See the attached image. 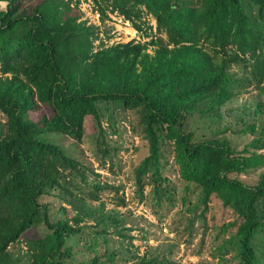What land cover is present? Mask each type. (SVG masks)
<instances>
[{"label":"trees","instance_id":"1","mask_svg":"<svg viewBox=\"0 0 264 264\" xmlns=\"http://www.w3.org/2000/svg\"><path fill=\"white\" fill-rule=\"evenodd\" d=\"M0 1H6L5 8L0 4V110L6 119L0 121V264H66L72 235L94 249L79 264H109L113 259V252L97 246L96 237L106 233L99 228L102 220L80 224L79 216L96 215L94 211L82 206L69 216L68 208L60 205L64 216L53 220L52 204L42 200L56 193L75 206V197L100 200L101 192L111 188L118 203L125 204L117 187L90 182L81 162L47 138L58 132L81 141L86 117L98 122L102 101L143 114L149 150L136 168L141 197L146 184L152 185L159 202L167 197L162 144L172 141L180 176L201 190L199 215L205 220L211 196H218L237 215L223 228H236L226 248L235 247L239 264H260L264 171L255 184L230 174L264 168V128L238 152L215 131L198 137L189 125L194 112L219 117L247 90L251 76L236 78L233 65L251 64L257 85L264 81V0H93L103 19L117 12L147 35L151 32L143 15L156 21V34L149 41L110 45L81 18L80 0ZM149 45L154 53L148 52ZM246 101L242 107L247 117L236 122L242 132L255 133L263 104ZM109 154L106 148L103 156ZM73 171L91 185L87 192L72 187ZM111 219L118 228L121 217ZM34 227L41 235L30 243L31 259L20 261L10 246ZM145 254L131 264H175L170 254Z\"/></svg>","mask_w":264,"mask_h":264},{"label":"rangeland","instance_id":"2","mask_svg":"<svg viewBox=\"0 0 264 264\" xmlns=\"http://www.w3.org/2000/svg\"><path fill=\"white\" fill-rule=\"evenodd\" d=\"M83 2L87 0H80L81 18L93 26L99 38L107 45L132 39L145 42L156 34V21L150 14L143 15L146 29L151 32L147 35L134 28L131 22L119 13H109V18L103 19L98 9L94 7L93 0V9L92 5L81 6ZM0 4L5 8L6 1H0ZM150 27L153 28L149 30ZM100 39L95 43L98 44ZM147 50L154 53V46L149 45ZM251 67V64L245 66L242 63L232 66L236 78L251 76L252 82L246 91L226 105L223 114L221 112L219 117L215 116L212 119L199 112L192 114L189 126L197 132L198 137L210 136L215 131L216 136L230 141L231 145L241 152L264 128V81L257 85V80L249 72ZM244 100H247V104L256 100L263 104L262 117L256 122L255 133L242 132V124L236 122L242 115H246L243 113L245 107H242ZM99 108L98 122L92 116L86 117V132L81 141L58 132L48 133L47 138L60 143L71 156L81 162L86 168L85 174L90 182L97 179L117 187L118 194L125 199V204L118 203L115 190L111 188L101 192L100 200L80 199L78 195L79 197L73 199L76 202L75 206L63 202L56 193L44 195L42 200L50 202L53 206L52 219L64 216L58 209L60 205L68 208L69 216L79 212L82 206L84 211H94L96 215L83 213L79 216L80 224L94 225L98 218L102 220L99 228H106V233L96 237L97 246L114 253L109 264H131L148 251L154 255L170 254L175 264H239L235 247L227 249L225 245L236 228L229 227L223 230L229 222L236 219V213L225 206L218 196L212 195L206 219L199 215L203 208L201 190L193 188L180 176L179 166L174 159L173 142L168 140L162 144L161 171L163 176L169 179L167 197L161 202L155 199L151 184L145 185L144 197H141L136 185V168L149 150L143 114L139 109L125 108L119 103L102 101ZM252 118L254 117L251 116ZM5 120V115L0 110V121ZM218 128L222 131L219 132ZM106 148L110 154L105 157L103 152ZM260 151L264 152V148ZM262 171L264 168L230 175L246 183L255 184ZM70 177L72 187L76 191L87 192L90 189L91 185H86L78 172L73 171ZM62 194L65 195L63 192ZM100 203H104L101 211L97 209ZM115 216L122 219L118 228L125 234L124 236L119 233L111 219ZM87 229L94 234L92 228ZM40 235L39 228L30 229L20 241L10 246L11 254L20 261H29L34 250L30 243ZM84 242V238L79 235L68 238V244L72 245L73 249L66 264H79L81 260L92 255L94 249L88 250V245ZM258 242L264 248V236L258 238ZM263 253L260 264H264Z\"/></svg>","mask_w":264,"mask_h":264},{"label":"built area","instance_id":"3","mask_svg":"<svg viewBox=\"0 0 264 264\" xmlns=\"http://www.w3.org/2000/svg\"><path fill=\"white\" fill-rule=\"evenodd\" d=\"M91 5H92V0H87V2H83L81 4V6H83V7H86V6L91 7ZM79 6H80V3H79ZM92 9H93V5H92Z\"/></svg>","mask_w":264,"mask_h":264}]
</instances>
